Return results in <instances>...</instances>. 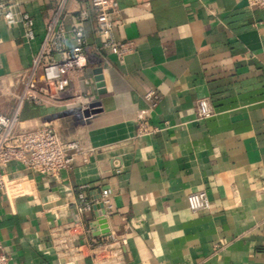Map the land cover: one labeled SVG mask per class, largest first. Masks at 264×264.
Instances as JSON below:
<instances>
[{
    "label": "crops",
    "instance_id": "crops-1",
    "mask_svg": "<svg viewBox=\"0 0 264 264\" xmlns=\"http://www.w3.org/2000/svg\"><path fill=\"white\" fill-rule=\"evenodd\" d=\"M112 1L115 40L130 49L122 60L99 48L89 0L67 6V30L77 27V11L89 15L90 60L87 83L63 82L61 94L78 87L90 94L89 105L23 101L19 116L21 127H52L93 154L57 180L5 166L0 251L8 264H264V8L249 0ZM53 9L52 0H23L35 24L32 41L20 25L0 21L5 116L19 103ZM33 82L44 86L40 70ZM205 98L214 114L198 120L196 102ZM84 185L89 199L109 190L107 216L76 214ZM199 191L209 210L192 213L186 198ZM101 218L107 236H95ZM73 223H80L72 229L79 244L96 246L66 258L60 234Z\"/></svg>",
    "mask_w": 264,
    "mask_h": 264
},
{
    "label": "built area",
    "instance_id": "built-area-1",
    "mask_svg": "<svg viewBox=\"0 0 264 264\" xmlns=\"http://www.w3.org/2000/svg\"><path fill=\"white\" fill-rule=\"evenodd\" d=\"M54 9L41 40L38 54L33 58L23 94L13 113L5 116L0 113V192L7 187L5 166L17 163L28 173L48 176L57 180L60 173L71 171L77 160L87 164L93 150L85 147L81 141L63 142L52 127L42 126L31 129L21 127L19 116L23 101L35 105L48 104L55 107L79 106L86 107L90 103V94L83 93L74 87L72 93L64 97L63 82L72 84L84 81L87 83L85 67L90 60V54L85 44L83 24L89 19L85 10L77 11V27L65 29L64 21L69 3H82L85 0H52ZM257 7L264 8V0H249ZM23 0H0V21L7 26L20 25L27 41L35 39V24L32 17L22 10ZM95 14L96 35L99 48L122 60L129 52L128 45L118 43L114 37L112 15L115 13L112 0H89ZM71 46H67V42ZM41 71L44 86L36 87L33 77ZM214 114V107L209 99L196 102V117L206 120ZM143 127L139 132H145ZM86 185L79 187L75 198V211L80 217L90 213L94 207L101 205L103 216H107L110 208V192L102 189L98 198L89 199L84 195ZM188 209L192 213L209 210V201L203 191L194 192L186 198ZM80 223H73L62 229L64 240L60 247L63 257L69 258L73 253H79L84 245L96 246L95 243L79 244L80 238L72 233V229ZM88 229L85 232L88 233ZM78 242V244H74ZM121 254L120 247L116 255ZM8 256L0 251V264H8Z\"/></svg>",
    "mask_w": 264,
    "mask_h": 264
},
{
    "label": "water",
    "instance_id": "water-1",
    "mask_svg": "<svg viewBox=\"0 0 264 264\" xmlns=\"http://www.w3.org/2000/svg\"><path fill=\"white\" fill-rule=\"evenodd\" d=\"M95 75V82H96V88L98 90L99 94H104V83H103V78L101 75V70L97 69L94 71ZM94 210H100L101 211V216L104 214L103 208L101 205H97L94 207ZM98 226L99 230L95 233V236H107L108 235V230H107V225H106V220L101 218L98 220Z\"/></svg>",
    "mask_w": 264,
    "mask_h": 264
}]
</instances>
